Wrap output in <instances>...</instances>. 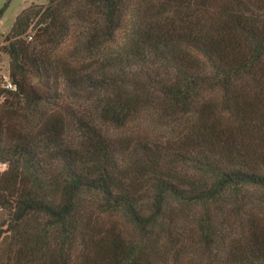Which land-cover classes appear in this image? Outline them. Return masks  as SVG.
<instances>
[{
	"label": "trees",
	"instance_id": "16d2710c",
	"mask_svg": "<svg viewBox=\"0 0 264 264\" xmlns=\"http://www.w3.org/2000/svg\"><path fill=\"white\" fill-rule=\"evenodd\" d=\"M1 50L0 264H264V0H49Z\"/></svg>",
	"mask_w": 264,
	"mask_h": 264
},
{
	"label": "rangeland",
	"instance_id": "374dc122",
	"mask_svg": "<svg viewBox=\"0 0 264 264\" xmlns=\"http://www.w3.org/2000/svg\"><path fill=\"white\" fill-rule=\"evenodd\" d=\"M49 0H0V92L1 88H5L4 85L10 80V65L9 56L1 50V46L5 42V38L15 23L17 17L21 12L35 4V5H47ZM34 30L31 29L30 33L34 34ZM5 93H0V104L4 101ZM144 129L149 132L154 138L164 139L166 135V128L161 127L159 124H155L152 120H148L143 124ZM4 168L0 164V170ZM178 226L181 230L189 232L193 231L195 226L189 219H180ZM223 249H215V251L209 255L204 254L202 250L195 251L194 247L189 245L184 249L183 254L180 257L174 258L169 256L165 258V261H158L156 264H208L210 260L212 264H217V260L225 257ZM217 253L216 256L214 254Z\"/></svg>",
	"mask_w": 264,
	"mask_h": 264
},
{
	"label": "built area",
	"instance_id": "2783aa9c",
	"mask_svg": "<svg viewBox=\"0 0 264 264\" xmlns=\"http://www.w3.org/2000/svg\"><path fill=\"white\" fill-rule=\"evenodd\" d=\"M30 39H32V36H30ZM5 88L16 90L17 86L10 80L7 81V84L4 85Z\"/></svg>",
	"mask_w": 264,
	"mask_h": 264
}]
</instances>
